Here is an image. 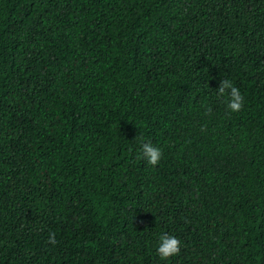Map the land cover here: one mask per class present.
Instances as JSON below:
<instances>
[{"label": "trees", "instance_id": "obj_1", "mask_svg": "<svg viewBox=\"0 0 264 264\" xmlns=\"http://www.w3.org/2000/svg\"><path fill=\"white\" fill-rule=\"evenodd\" d=\"M0 264H264V0H0Z\"/></svg>", "mask_w": 264, "mask_h": 264}, {"label": "clouds", "instance_id": "obj_2", "mask_svg": "<svg viewBox=\"0 0 264 264\" xmlns=\"http://www.w3.org/2000/svg\"><path fill=\"white\" fill-rule=\"evenodd\" d=\"M217 95L226 97V106L231 112H240L244 105V97L239 88L234 86L229 79H222L217 88ZM162 151L160 148L153 146L151 142H144L141 144V158L145 159L149 165H157L162 158ZM52 244L56 243L55 234L49 236ZM159 246L157 252L161 259H169L180 254L181 242L175 236L167 233H162L159 236Z\"/></svg>", "mask_w": 264, "mask_h": 264}]
</instances>
